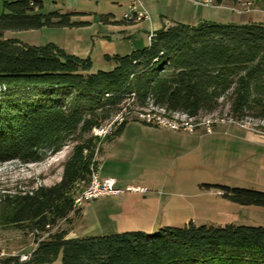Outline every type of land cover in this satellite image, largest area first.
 <instances>
[{"label":"trees","instance_id":"trees-1","mask_svg":"<svg viewBox=\"0 0 264 264\" xmlns=\"http://www.w3.org/2000/svg\"><path fill=\"white\" fill-rule=\"evenodd\" d=\"M225 1L216 0L218 4ZM0 15V164H40L73 146L60 182L1 199V223L43 235L80 215L76 198L91 185L102 138L95 130L113 123L108 142L151 109L197 119L228 106L235 121H264V24L173 22L150 45L106 57L111 71L94 70L91 58L60 47L31 46L8 32L80 28L81 14H43L42 0L5 2ZM122 118V119H121ZM124 118V119H123ZM115 122V123H114ZM117 122V123H116ZM82 185V187H80ZM243 206L264 207V192L217 186ZM84 190V191H83ZM65 231L42 240L30 259L2 264H264V228L165 226L93 237Z\"/></svg>","mask_w":264,"mask_h":264},{"label":"rangeland","instance_id":"rangeland-1","mask_svg":"<svg viewBox=\"0 0 264 264\" xmlns=\"http://www.w3.org/2000/svg\"><path fill=\"white\" fill-rule=\"evenodd\" d=\"M16 1L21 0H0V15L4 13L5 2ZM42 1L43 14L56 11L86 13L91 17L94 15L95 22L80 28L8 32L6 38L31 46L53 44L66 48L69 53L76 44L82 53L92 49L95 72L113 69L100 53L97 40L102 36H113L120 51L128 54L133 48H147L150 32L166 22L187 24L205 20L264 24V0L225 1L222 4L216 0L204 4L207 0H201L204 5H196L197 0H142L136 12L144 13L147 18L135 24L124 21L135 0ZM113 15L122 26L129 27L130 32L113 34L108 24L98 21L100 16L114 18ZM73 20L81 19L76 15ZM135 117V114L129 117L132 121L125 131L111 142L108 139L112 134L104 136L100 135L101 129L95 130V135L103 142L97 145L94 158L97 165L94 166L98 170L100 164V175L115 178L121 190L140 186L150 192H127L91 201L82 207L80 215H72L69 221L60 222L43 235L19 230L1 223L0 219L2 259L18 257L21 261L32 255L50 234L63 231L70 238H85L138 231L154 233L165 226L182 227L190 222L198 226L264 228V207L233 203L225 199L217 187L264 192V121H235L229 116L228 106L197 119L180 113L172 116L158 109L140 116L148 122L159 123V127L136 123ZM72 149L73 146L66 147L40 164H0V213L4 196L60 182L64 163Z\"/></svg>","mask_w":264,"mask_h":264},{"label":"built area","instance_id":"built-area-1","mask_svg":"<svg viewBox=\"0 0 264 264\" xmlns=\"http://www.w3.org/2000/svg\"><path fill=\"white\" fill-rule=\"evenodd\" d=\"M142 0H135L132 4V6H130V10L131 13H128L124 16V21L126 23H137V22H141L144 19L147 18V15H145L144 13H137L136 9L138 7L139 4H141ZM211 2V0H207L205 1L204 4H209ZM196 5H204L201 4V0H197ZM153 36V34H152ZM151 36V38H152ZM159 124V123H158ZM114 131V130H113ZM96 181H103V188H96ZM82 187V185L80 186ZM137 193V194H147L149 193V189L146 187H134V186H129L127 187L126 190H121L118 188V181L113 178V177H107L104 178L100 175V171L99 169L96 170V176H95V181H93V183L91 185H89V187H86V194H79V197H77V202L79 205V208H82L85 204L91 202V201H95L98 200L100 198H103L105 196H120L124 193ZM31 256V255H30ZM30 256H25L22 258V262L24 261H28L30 259ZM2 260L1 258V254H0V261ZM2 264V263H0Z\"/></svg>","mask_w":264,"mask_h":264},{"label":"crops","instance_id":"crops-1","mask_svg":"<svg viewBox=\"0 0 264 264\" xmlns=\"http://www.w3.org/2000/svg\"><path fill=\"white\" fill-rule=\"evenodd\" d=\"M67 14H81L80 15V19L81 20H78V21H75V22H83V23H87L88 26L90 25H93V23L95 22L94 21V15L93 17H91L90 14H86V13H75V12H72V13H67ZM90 15V16H89ZM96 16V15H95ZM114 18H110V17H104V16H100V20L99 22L100 23H103V24H108L109 25V28L111 29V33H115L116 31L118 32H130L129 31V27H124L120 24V22H118L115 18V16L113 15ZM103 18H105V22H103ZM146 20V19H145ZM74 21V20H73ZM202 21H205V20H201V21H194L193 22H190V23H187L188 25H196ZM143 22V21H141ZM175 22V21H174ZM177 22V21H176ZM137 23H140V22H137ZM181 23H184V22H181ZM135 24V23H133ZM171 22H166V23H163L162 25L160 26H157L155 27V29L150 32V35H149V40L151 41V34H154L155 32L163 29L165 26H168L170 25ZM186 24V23H184ZM85 27V26H84ZM121 29H124V30H121ZM97 44L100 48V53L102 54V58L104 59V61L107 63V64H110L107 60H106V57H113V56H116V55H127V54H123L121 51H120V48H119V43L115 42L114 39H113V36H109V35H106V36H102L100 39L97 40ZM60 47V46H59ZM61 48V47H60ZM63 50H65L67 53L68 50L66 48H61ZM135 48L132 49V51H134ZM72 52L69 53L71 55H75V56H78L80 58H91L92 59V49H89V50H84L85 52H81V49H80V46H78L77 44L74 46V50H71ZM82 53V54H81ZM131 52H129L128 54H130ZM100 162H101V159H100ZM98 169L99 171L101 170V166L100 164L98 165ZM101 174V173H100Z\"/></svg>","mask_w":264,"mask_h":264},{"label":"bare ground","instance_id":"bare-ground-1","mask_svg":"<svg viewBox=\"0 0 264 264\" xmlns=\"http://www.w3.org/2000/svg\"><path fill=\"white\" fill-rule=\"evenodd\" d=\"M122 119V118H121ZM124 119V118H123ZM115 123V122H114ZM117 123V122H116ZM173 127L175 129H177L176 125H173ZM113 130H115V127H114V124H110L109 127L107 128H102L100 131H101V134L100 135H104V136H108L110 134H113ZM96 168L95 166L93 165L92 166V181H91V184L93 183V181H95V176H96ZM96 188H103V181H96ZM84 191V190H83ZM82 194H86V191ZM79 197V196H78ZM75 206L76 207H79L78 205V202H77V198H76V201H75Z\"/></svg>","mask_w":264,"mask_h":264},{"label":"water","instance_id":"water-1","mask_svg":"<svg viewBox=\"0 0 264 264\" xmlns=\"http://www.w3.org/2000/svg\"><path fill=\"white\" fill-rule=\"evenodd\" d=\"M100 19H98V21H99Z\"/></svg>","mask_w":264,"mask_h":264}]
</instances>
